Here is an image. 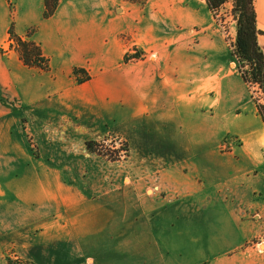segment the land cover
<instances>
[{"label": "crops", "instance_id": "crops-1", "mask_svg": "<svg viewBox=\"0 0 264 264\" xmlns=\"http://www.w3.org/2000/svg\"><path fill=\"white\" fill-rule=\"evenodd\" d=\"M119 4L122 14L112 17ZM255 8L264 50V0ZM44 9V0H0V220L15 219V200L24 197L42 220L39 231L23 235L14 258L264 264V243L250 245L264 237V122L212 21L194 47L183 37L188 42L170 51L162 38L142 36L140 9L122 0H60L47 19ZM10 30L41 47L50 71L24 64ZM134 47L148 54L126 61ZM76 68L91 79L78 83ZM192 102L212 113L195 149L175 125ZM67 115L98 133L119 124L131 147V178L83 184L76 163H43V148L71 162L78 156L61 147ZM54 128L59 138L48 137ZM226 137L240 142L230 152L220 148ZM65 171L74 182L57 180ZM8 245L0 244V264L13 257Z\"/></svg>", "mask_w": 264, "mask_h": 264}, {"label": "rangeland", "instance_id": "rangeland-1", "mask_svg": "<svg viewBox=\"0 0 264 264\" xmlns=\"http://www.w3.org/2000/svg\"><path fill=\"white\" fill-rule=\"evenodd\" d=\"M122 2L127 6L140 9V13H142V36L144 38L145 36H148V39L152 37L155 39L156 37H159V39L162 38L158 42L165 45V47L167 45V48L170 51L175 50L176 47H182L184 45L187 39H183V37H192V39H190L191 43L189 46H191V48L194 47V43H198V39L209 32L208 30H203L207 28L209 22L212 21L213 28L216 29L217 33H219L223 39H225L226 45L232 53L231 44L235 41V21L232 16V1H229L215 14L209 10L206 0H146V2L141 5L131 4L124 0H122ZM122 6L119 4L117 9L113 8L112 17L116 18L122 14ZM158 9L162 10L163 13L156 12ZM87 15L89 16V13ZM73 24L78 29L80 26L83 27L77 22ZM165 40H168L170 43ZM163 41L166 43H163ZM149 45L150 47H154V44ZM144 52L145 51L141 50V48L134 47L131 49L130 53L127 54L140 59L144 54H148L147 52ZM231 62L234 63V67L238 72V60L233 55ZM84 77L85 74H80L78 79H82ZM248 89L250 90V95L255 104L256 101L263 103V93L258 85H253L252 87H248ZM205 109L206 108L198 107L195 102H192L189 111L187 109L180 108V111L185 114V117L180 119L175 125L178 127V135L180 138L184 136L188 137L189 135L190 142L192 140V149L199 148L198 145H195L198 141L197 139L195 140V138L199 137L200 133L205 131V127L201 124V122L211 121L210 118L212 117V113L210 110ZM176 111L181 115L178 108H176ZM52 121L53 120H51L49 124H52ZM54 125L55 124L53 123L52 126ZM63 125L69 129H64L66 135L62 136L63 143L61 144V147L67 150L72 147V150L77 153L78 156L75 155L74 157H71V162L69 156L64 158L61 156L60 150H57L58 155H52L50 151H48V148H43V163H47L48 161H51L53 164L76 163L79 170L75 173V175L77 174V179L83 184L94 181L95 185H97L98 181L102 180H110L112 182L121 180L125 177L127 179L131 178V174L128 169V165L131 161V147L126 141V136L121 135L119 131V127L121 126L119 124L107 126L104 131H99L98 133L95 130H90V127L88 128L89 125L87 126L79 121L70 119V116L67 115L63 120ZM55 126L58 127L57 125ZM60 127L62 130L63 126L61 125ZM206 127L210 129L211 125H206ZM53 130L56 131L57 135L47 136L59 138L61 130L59 128H57V130L54 128ZM49 133L53 134V131ZM42 134V136H46L45 132ZM201 137L203 138V133ZM28 139L31 144V148L34 151L33 154L37 156V142L34 140V136L28 134ZM91 140L98 143V149L106 151V153L113 158H118V160L109 161L108 158H104V156L89 152L86 148V142ZM239 143L240 142L236 139L226 137L222 141V145L220 147L221 151L230 152L234 146H238ZM125 144L129 148L128 156L126 157L124 156L126 154ZM67 150H65V152H67ZM70 151L71 150H69V152ZM57 175H59V178L57 179L58 181H75L74 173L72 175L73 177H70V172L68 171L57 172ZM94 191L95 192L93 194L96 196L97 190L94 189ZM24 199L19 198L15 200V219L4 221L0 220V231L4 233L0 235V244L5 243L7 245H11H8L10 251L7 254H11L10 256L13 257L9 260L15 261L16 264H34V262L14 258V254H18L16 253V245L20 244L22 238L24 237L23 235H25L28 231L35 234L36 231L41 229L40 226L42 225L41 219H35V216L38 215L37 211L39 207H34L33 201L29 198L27 199L24 197ZM261 243H264V237L253 240L250 245L256 244L259 246ZM207 264L214 263L210 261Z\"/></svg>", "mask_w": 264, "mask_h": 264}, {"label": "trees", "instance_id": "trees-1", "mask_svg": "<svg viewBox=\"0 0 264 264\" xmlns=\"http://www.w3.org/2000/svg\"><path fill=\"white\" fill-rule=\"evenodd\" d=\"M131 4L141 5L146 0H124ZM229 1H232V16L235 21V41L231 44L232 55L238 60V72L248 87L258 85L263 93V103L256 101L259 115L264 122V50L259 43V36L262 32L258 28L257 12L255 8L256 0H206L207 6L212 13H216ZM60 0H44V18H51L56 13ZM10 38L14 40L16 49L25 65L39 68L44 72L50 71V61L44 56L41 47L34 41L22 40L15 37L10 30ZM135 57L127 54L125 60ZM80 74L85 77L78 79ZM74 75L78 83L82 84L91 79L89 73L84 69H74ZM98 143L89 141L86 148L89 152L104 156L109 161L118 160L113 158L106 151L97 148ZM126 154L128 156L129 148L125 144ZM9 264H16L9 260Z\"/></svg>", "mask_w": 264, "mask_h": 264}]
</instances>
